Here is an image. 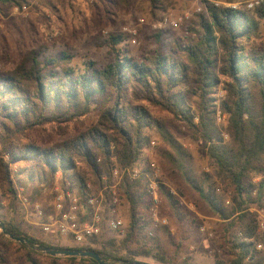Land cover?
<instances>
[{"label":"trees","instance_id":"16d2710c","mask_svg":"<svg viewBox=\"0 0 264 264\" xmlns=\"http://www.w3.org/2000/svg\"><path fill=\"white\" fill-rule=\"evenodd\" d=\"M126 1L108 0V6L115 8ZM172 2L149 0L153 17L166 13ZM25 4V0H0V9L11 11ZM187 33L170 43L167 50L163 36L158 35L157 50L144 59H135L118 48L123 37L112 36L114 61L103 69L88 62L77 72L69 53L62 52L55 58L33 48L22 54L14 68L0 71V186L9 196L11 214L9 220L0 214V221L8 230L46 247L95 252L109 261L149 264L138 261L143 258L166 263L161 240L149 237L152 220L146 216L151 206L146 176L135 180L125 176L120 184V199L129 205L130 212L123 239L105 238L106 232L112 233L106 220L113 208L106 190L102 236L86 245L69 247L50 245L25 232L24 220L17 216L21 209L19 186L11 171L12 164L30 165L25 171L26 180L19 182L25 189L29 183L40 185L29 196L32 203L61 174L59 181L64 189L69 181L82 204L88 184L99 193L113 185L115 167L133 168L144 162L151 134L157 131L175 148L179 161L176 165L186 182L226 224L233 257L230 264H264V231L259 228L258 213L251 211L253 207L264 208V178L260 184H253L257 176H264V0L253 10H233L206 2L204 12L195 15ZM58 68L62 69L61 75L54 72ZM220 90L225 93L221 100ZM194 96L198 98L196 110L187 104ZM98 101L99 119L83 132L50 146L21 144L29 131L46 125L62 132L88 116ZM149 106L168 111L185 123L203 143L215 175L194 173L188 152L154 118ZM218 109L228 117L227 141L218 124ZM5 156H9L8 162ZM218 183L234 189L232 205L227 206L224 196L218 193ZM160 190L176 217L188 221L190 215L182 211L179 199L163 182ZM1 203L0 197V209ZM51 213L45 211L43 221ZM12 243L0 233V264H7L5 250ZM258 245L262 250H257ZM18 246L26 251L28 264H39L40 259L50 264L63 260L68 264H97L85 258L45 256ZM179 264L192 263L185 260Z\"/></svg>","mask_w":264,"mask_h":264},{"label":"rangeland","instance_id":"374dc122","mask_svg":"<svg viewBox=\"0 0 264 264\" xmlns=\"http://www.w3.org/2000/svg\"><path fill=\"white\" fill-rule=\"evenodd\" d=\"M260 1L258 0L259 3ZM206 2L228 8L237 4L239 9L247 10H253L257 6L248 9L250 0H173L170 9L159 15L157 19L152 15L149 0H127L115 8H109L108 0H37L34 4L28 5V10L25 13H14L13 8L11 11L6 8L0 9V71L14 68L22 54L33 48H40L42 55L55 58L60 57L62 52L69 53L74 58L71 66L77 72L80 69L83 70V66L88 62L94 63L97 69H103L114 61L112 36L123 37V42L118 48L129 52L133 58H150L158 48L157 36L160 34L163 36V46L167 50L170 43L188 34L187 30L195 15L204 12ZM165 18L177 21L178 26L165 25ZM131 29L137 31L134 37L135 45L130 43V40L134 38L126 31ZM54 72L61 75L62 69L58 68ZM224 95V91L220 90L218 98L221 100ZM197 102L196 96L187 100V104L192 110H196ZM100 108L101 101L95 102L88 116L70 124L62 132L51 125L29 131L22 138L21 144L33 143L50 146L79 134L98 121ZM149 109L154 118L162 122L172 139L188 152L194 173L197 176L202 173L215 175L203 143L197 141L196 136L186 127L185 123L168 111L150 106ZM218 113L221 114L220 109H218ZM222 116L224 120L218 124L222 129L224 140L227 141L229 138L225 127L228 117ZM151 135V141L156 142L155 160L159 166L161 181L179 199L182 211L189 214L190 217L188 221L179 220L159 188L158 217L166 219L167 225L155 226L151 206L146 211V216L152 220L148 231L149 237L161 240L168 261L161 263L143 258L138 261L149 264H179L185 260L192 264H216L217 261H224L226 264H230L233 257L227 243L226 224L209 209L199 194L186 182L176 165L179 161L175 148L164 140L159 132L153 131ZM170 156H173L174 159L171 160ZM5 160L8 162L9 156H5ZM147 160L146 155L145 164L142 166L147 170L146 173L149 172L146 167ZM29 167L30 165L26 163L11 165L14 181L19 186L18 189H22L23 194L28 197L41 188L38 182H33L29 183L28 188L25 189L19 182V180H26L25 171ZM60 177L61 174H58L55 182L59 181ZM262 180L256 185L260 184ZM253 184L255 183L253 182ZM218 187L224 198L230 199L232 202L234 189L222 183H218ZM52 190V187L43 188L36 199L43 211L53 212ZM94 192L97 194L96 191ZM0 197L2 200L0 214L3 219L9 220L11 218L8 209L10 200L5 189L1 186ZM253 209L254 207L251 208V211L256 212ZM117 214L127 226L130 219L129 205L120 198ZM17 216L24 220L25 232L40 241L54 246H79L67 237H60L56 234L45 235L40 227V223L44 221L38 218L33 209L25 210L21 207L18 209ZM203 228H205V232H202ZM105 236V238H113L116 241L123 239L110 232H106ZM5 259L7 264H28L26 251L19 248L16 242L10 244V247L5 250ZM38 262L39 264H50L47 259H40ZM59 263L68 264L65 260Z\"/></svg>","mask_w":264,"mask_h":264},{"label":"built area","instance_id":"2783aa9c","mask_svg":"<svg viewBox=\"0 0 264 264\" xmlns=\"http://www.w3.org/2000/svg\"><path fill=\"white\" fill-rule=\"evenodd\" d=\"M37 0H25L26 4L22 7H14V13H25L28 10V5L34 4ZM258 0H250L248 2V9H253L255 5H258ZM233 10L239 9L237 4L229 6ZM165 25H172L173 27L178 26L177 21L170 20L169 18L164 19ZM134 38L137 31L126 30ZM130 43L133 45L136 44V39L130 40ZM224 120L223 116L218 113V122ZM155 148L156 142L151 141L150 146L146 150L147 163L146 167L148 168V173L142 168L145 162L138 164L137 166L119 168L115 167L113 169L114 183L104 190H101L99 193L92 191V186L90 184L83 190V195L85 197L84 202L81 204L80 199L75 191L71 190V183L68 181L66 183V188L62 186L60 181L53 183V212L49 214L46 218V221L40 223L42 232L45 235L56 234L60 237H67L71 239L78 245H86L90 240L99 238L103 234V214L106 211L105 208V191L108 190L112 200L113 208H110L108 211V218L106 220V225L116 237L122 238L125 234V223L117 214V206L119 204V187L125 176L131 178L132 180L138 179L142 176H146L149 180L148 184V193L151 199V212L153 216V222L155 226L167 225L166 219H161L158 217L159 210V188L161 182L160 170L157 162L155 160ZM112 161L116 162L115 158H112ZM264 176L257 177L254 179V183L257 184L260 182ZM218 193H221V190H217ZM23 190L18 189V199L19 204L23 209L29 210L33 209L39 219L45 217V211H43L41 205L38 202L32 203L29 197L23 194ZM256 191L254 192V195ZM226 205H232L230 199L226 200ZM258 213V223L261 231H264V208L253 209ZM205 228L202 229V232H205ZM152 235V234H150ZM248 242L251 240L247 239ZM262 245L257 246V250H262Z\"/></svg>","mask_w":264,"mask_h":264},{"label":"water","instance_id":"95a60500","mask_svg":"<svg viewBox=\"0 0 264 264\" xmlns=\"http://www.w3.org/2000/svg\"><path fill=\"white\" fill-rule=\"evenodd\" d=\"M0 232L9 240L20 244L26 249L36 251L42 255L50 256L54 258H66V257H77L94 260L97 264H137L134 262L127 261H109L105 258H102L98 253L83 251V250H61L46 247L35 243L28 238L19 236L12 233L7 229L6 225L0 221Z\"/></svg>","mask_w":264,"mask_h":264}]
</instances>
